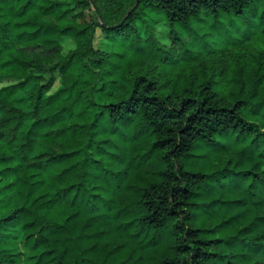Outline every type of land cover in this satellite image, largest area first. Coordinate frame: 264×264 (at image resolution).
Returning <instances> with one entry per match:
<instances>
[{"label":"trees","instance_id":"1","mask_svg":"<svg viewBox=\"0 0 264 264\" xmlns=\"http://www.w3.org/2000/svg\"><path fill=\"white\" fill-rule=\"evenodd\" d=\"M0 264H264V0H0Z\"/></svg>","mask_w":264,"mask_h":264},{"label":"rangeland","instance_id":"2","mask_svg":"<svg viewBox=\"0 0 264 264\" xmlns=\"http://www.w3.org/2000/svg\"><path fill=\"white\" fill-rule=\"evenodd\" d=\"M63 1H70V0H63ZM221 158L222 157L219 154V152H217L214 148L208 145H205L203 143H200L199 145L195 146L190 151V155L187 156L183 160V162L188 171L200 172L206 175H213V174H216L218 170L221 168L220 166ZM153 160H154V157H153ZM139 189L140 188L136 186V195ZM137 234L138 232L136 229V239L138 238Z\"/></svg>","mask_w":264,"mask_h":264}]
</instances>
